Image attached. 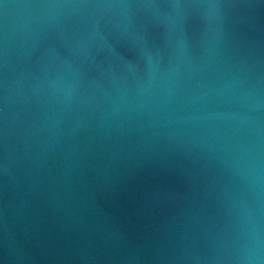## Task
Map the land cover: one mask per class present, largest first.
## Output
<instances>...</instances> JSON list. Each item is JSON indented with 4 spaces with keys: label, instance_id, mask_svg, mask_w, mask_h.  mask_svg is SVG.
<instances>
[{
    "label": "water",
    "instance_id": "95a60500",
    "mask_svg": "<svg viewBox=\"0 0 264 264\" xmlns=\"http://www.w3.org/2000/svg\"><path fill=\"white\" fill-rule=\"evenodd\" d=\"M0 264H264V0H0Z\"/></svg>",
    "mask_w": 264,
    "mask_h": 264
}]
</instances>
